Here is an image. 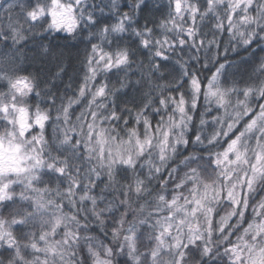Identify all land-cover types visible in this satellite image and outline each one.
Wrapping results in <instances>:
<instances>
[{"label":"snow or ice","instance_id":"obj_1","mask_svg":"<svg viewBox=\"0 0 264 264\" xmlns=\"http://www.w3.org/2000/svg\"><path fill=\"white\" fill-rule=\"evenodd\" d=\"M253 45L264 0H0V264H264Z\"/></svg>","mask_w":264,"mask_h":264},{"label":"trees","instance_id":"obj_2","mask_svg":"<svg viewBox=\"0 0 264 264\" xmlns=\"http://www.w3.org/2000/svg\"><path fill=\"white\" fill-rule=\"evenodd\" d=\"M51 42L52 45L58 50H63L65 54L68 56V69L64 78V82H71L69 78H76V71L80 67L79 59L83 56V49L85 47V43L82 40H74L70 37H67L65 33H60L55 35V37H49L48 41L45 43ZM226 43V38L225 41ZM253 48L256 49L253 57H249V52H245L243 50H239L237 53L229 52L228 59L230 61L235 62L240 69V73L243 74L245 69L251 70L252 61L255 58H258L261 55H264V52H261L259 48H256V45H253ZM251 51V50H249ZM242 58H248L242 61ZM208 72L205 70L204 75H207ZM239 78V76L237 77ZM63 87V85H61Z\"/></svg>","mask_w":264,"mask_h":264}]
</instances>
